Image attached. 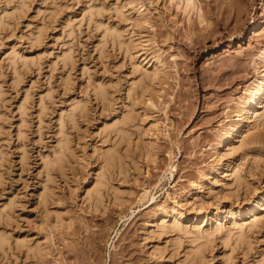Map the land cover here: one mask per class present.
Here are the masks:
<instances>
[{
    "label": "rangeland",
    "instance_id": "obj_1",
    "mask_svg": "<svg viewBox=\"0 0 264 264\" xmlns=\"http://www.w3.org/2000/svg\"><path fill=\"white\" fill-rule=\"evenodd\" d=\"M263 57L264 0H0V264H264Z\"/></svg>",
    "mask_w": 264,
    "mask_h": 264
},
{
    "label": "bare ground",
    "instance_id": "obj_2",
    "mask_svg": "<svg viewBox=\"0 0 264 264\" xmlns=\"http://www.w3.org/2000/svg\"><path fill=\"white\" fill-rule=\"evenodd\" d=\"M25 1V0H24ZM244 1V0H243ZM20 4H22V6H20V7H23L24 8V6H23V4H24V2L23 3H20ZM19 4V5H20ZM25 4H26V2H25ZM24 4V5H25ZM27 5V4H26ZM26 7V6H25ZM22 9V8H21ZM22 10H24V9H22ZM95 9H93V8H91V9H89V13H88V17H89V19L90 18H93V19H95V18H97V17H95L96 15H98V17H99V13L101 12V10H96L97 11V13L94 11ZM100 11V12H99ZM99 12V13H98ZM101 17H102V15H100ZM95 17V18H94ZM97 19H100V17L99 18H97ZM3 20V19H2ZM92 20V19H91ZM3 22V21H2ZM110 28V27H109ZM116 28V27H115ZM114 27H112V28H110L111 30L109 31V35L110 36H108V37H111L110 39H111V41H113L114 42V44H115V41L117 40V41H120V43H121V39H123L124 37H123V35L124 34H122V32H121V29H120V31H119V29L118 28H116L115 29ZM42 29H44V28H41V32H40V34H38L40 37L42 36V33H43V31H42ZM113 29V30H112ZM118 29V30H117ZM105 32H104V34L107 32V30H108V28H106L105 27ZM108 33V32H107ZM37 35V36H38ZM38 36V37H39ZM105 36V41L107 42V40H106V34L104 35ZM37 37V38H38ZM39 37V38H40ZM108 39V38H107ZM104 41V42H105ZM125 41V40H124ZM117 43V42H116ZM120 43H118V44H120ZM124 43V42H123ZM104 45H106V43L104 44ZM125 45V44H124ZM122 43H121V46H124ZM128 44H126L125 46H127ZM129 46H127V48H128ZM129 49V48H128ZM66 56H67V53L65 54ZM68 55H69V58H70V52H68ZM64 57L65 59L67 58L68 59V57ZM15 57V56H14ZM14 59H17V57H15ZM13 59V62H16V60H14ZM263 67H264V57H263ZM26 62V61H25ZM16 67V66H15ZM155 72V71H154ZM157 74V73H156ZM151 80V82H152V79H150ZM150 80L148 79V83L149 84H151L150 83ZM142 81V80H141ZM143 83H135V85L137 84V87L139 88V89H141L142 91H144L145 89H143L144 87L145 88H147V85L148 84H146V83H144L145 82V80L144 81H142ZM134 85V84H133ZM135 85L134 86H132V88L131 89H134L135 88ZM104 87V88H103ZM101 89H102V94L104 95L105 93L107 94V91H105V90H107V89H105V86H103ZM137 87H136V89H137ZM105 89V90H104ZM135 90V89H134ZM134 90H132V92H133V94H135L136 95V93L134 92ZM140 90V91H141ZM131 91V90H130ZM137 91L139 92V90L137 89ZM137 92V93H138ZM253 94H252V96L245 102V104H244V106L242 107V110H243V113H244V116L242 117L243 119H245V120H247L249 117H250V115H251V113H256L255 111L254 112H252V106H254L255 104H258V105H260V104H262L263 102H264V69H263V73L261 74V76H260V78L257 80V82H256V84H255V87L253 88ZM98 93H100L99 95H101V96H103L102 94H101V90H99V92ZM105 97V96H104ZM83 106V108L85 107L84 105H82ZM82 106L80 105L79 107L81 108V110H83L82 109ZM79 107H77L78 109H79ZM86 108V107H85ZM84 108V111L86 110ZM76 111V109H72V110H70V111H72V113H73V111ZM80 110V112H84V111H81ZM72 113H68L67 115H69V114H72ZM75 114H77V112H75V113H73L72 114V117H74L75 118ZM258 114V113H257ZM125 116L122 118V119H124V120H122V121H124V123L122 124L123 125V127L122 128H125L124 130L122 129V128H117V126L115 127L118 131H116L117 133L119 132V134H121V135H124L125 133V136L124 137H126L127 135H128V133L127 132H129V130H130V127L128 128L129 130L127 131L126 130V128H127V126L130 124V123H132V122H135L136 120H135V118H133L134 116H133V112L131 111V113L129 112L128 114H124ZM70 117H71V115H69ZM68 116V117H69ZM260 118L261 119H264V109L262 110V112L260 113ZM71 118H69V120H70ZM73 119V118H72ZM71 119V122H72V124H73V121L75 120V123L77 122L76 120V118L74 119V120H72ZM122 121L120 122V123H122ZM245 122L246 121H241V123H238V124H236L235 126H234V131L235 132H233V133H236V134H240L241 132H242V130H243V128H244V126L246 125L245 124ZM77 124V123H76ZM76 124H74V125H76ZM64 125V124H63ZM62 125V128H63V131H65L64 130V126ZM74 125H71V126H74ZM121 125V126H122ZM62 128H61V130H62ZM114 128V127H113ZM66 129V128H65ZM115 129V130H116ZM114 130V131H115ZM123 130V131H122ZM125 130L127 131V132H125ZM66 132H67V130H66ZM115 132V133H116ZM69 133V132H68ZM68 133H65L64 132V136L61 134V139L59 140L60 142H59V146H58V149L54 152V157L53 158H51V160L50 159H47V160H45V166H48L49 167V169L51 170H49L51 173L53 172L52 171V169L53 170H56L57 171V169H59L58 171H60V170H62L61 171V173H63V171L64 170H66V169H64L65 167H66V165H67V163H68V161L70 160V158H71V156H72V158H73V155L75 154V152L73 153V146H72V138H70L71 136L68 134ZM122 133H124V134H122ZM67 135H69V136H67ZM120 135V136H121ZM129 135H130V132H129ZM129 135H128V138H129ZM232 136V134H229L228 136H226V138H228V137H231ZM116 138H117V134H116ZM121 139H123L124 140V138H121L120 137V140ZM119 140V139H118ZM119 143H121V142H119V141H117V143L115 142L114 144H115V147H120V145H118ZM116 144L118 145V146H116ZM113 147H114V145H113ZM121 148V147H120ZM121 150V149H120ZM108 153V154H107ZM106 156L104 157V161L106 162V163H109L110 165H115L116 163H117V161H122L123 159L121 158L122 156H121V154H120V151H119V148H110L109 150H108V152L106 151ZM123 154V153H122ZM75 156V155H74ZM75 158V157H74ZM72 160V159H71ZM71 160L69 161V163L71 162ZM120 161L118 162V164L120 163ZM69 163H68V165L67 166H69ZM109 164H107V165H105V163H104V167H106V166H108L109 167ZM121 164H122V162H121ZM113 165V166H114ZM107 168V167H106ZM64 169V170H63ZM49 171H48V173H49ZM65 172V171H64ZM104 172V171H103ZM103 172L101 173V174H98V180L99 181H101V179L103 178H101V175L103 176ZM50 174V173H49ZM50 177H52L51 176V174L49 175ZM49 176H47V179H48V177ZM101 178V179H100ZM53 179V178H52ZM51 178H49L48 180V182H50V180H52ZM99 183H101V182H99ZM98 183V184H99ZM44 187H46L47 188V186L45 185ZM49 187V186H48ZM45 189V188H44ZM46 191L48 190V192H49V188H47V189H45ZM48 192H46V194L48 193ZM45 193V192H44ZM172 226H174V227H177V228H181V224H180V222H176V221H174L173 223H172ZM237 225H235V227H236ZM213 229V228H212ZM214 229H219L218 227H215ZM244 227H242L241 225L239 226V227H236V231H235V234H234V236H237V237H234V238H237V239H235V240H237V241H239V239L240 240H244L245 239V237L243 236V233H244ZM208 230H210V231H207V232H202V230L201 229H199L198 230V233H197V235H196V237H197V239H196V241L198 240V239H202V241L200 242L199 240V242H200V245H199V247L197 246V248H199L198 249V254H197V256H199L198 258H202V257H204V251H207V248H208V245H209V248H210V243L212 242V240H213V242H214V239H213V237L211 236L212 234L211 233H214V232H212V230L211 229H208ZM214 231V230H213ZM5 235V234H4ZM2 233L0 234V245H1V247L2 246H4L5 245V243L7 242V243H9V238H8V240H7V237L6 236H4ZM195 237V238H196ZM17 243H18V246H20L19 245V243L22 245V242L23 241H16ZM198 242V243H199ZM6 243V244H7ZM212 244V243H211ZM208 248V249H209ZM196 253H197V249H196Z\"/></svg>",
    "mask_w": 264,
    "mask_h": 264
}]
</instances>
